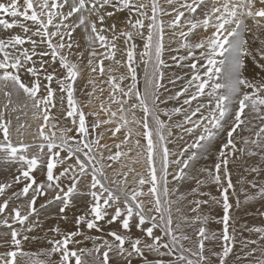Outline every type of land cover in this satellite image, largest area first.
Instances as JSON below:
<instances>
[{"label":"snow or ice","instance_id":"snow-or-ice-1","mask_svg":"<svg viewBox=\"0 0 264 264\" xmlns=\"http://www.w3.org/2000/svg\"><path fill=\"white\" fill-rule=\"evenodd\" d=\"M167 4L170 11L158 0H0V97L5 101L0 105V163L16 166L10 179L0 180V264H228L236 244L230 195L237 197L230 160L259 156L264 162V0ZM161 15L170 17L167 29L178 37L173 40L177 48L170 50L184 52L170 59L190 70L186 80L169 78L173 85L185 82L165 100L161 89L167 90L163 69L168 65ZM77 29L87 34L86 64L84 52L75 51L81 47L74 36ZM137 38L143 41L142 50ZM118 52L124 59H117ZM249 64L254 65L251 77ZM116 66L127 75H114ZM85 70L87 84L80 92L76 85ZM98 77L109 86L107 103L100 100L104 89ZM78 92L88 99H78ZM93 98L100 100L96 110ZM19 100L22 105L15 102ZM168 100L179 106L161 110L159 105ZM29 111L35 129L27 143L26 130L33 125L21 122L20 114L28 116ZM89 116L94 117L91 122ZM174 116L179 120L173 121ZM122 129L126 135L120 143H102L105 133L115 138ZM221 131L227 139L218 149L214 170H202L220 191L221 198L211 202L223 210L218 221L222 233L209 235V217L202 208L209 201L193 199L189 203L195 215H181L177 222L172 197L179 189L170 187L169 177L185 180V170ZM244 131L249 135L238 146L236 137ZM133 135L139 137L135 156L129 146ZM174 135L184 143L170 149ZM206 180L196 179L195 195H209L199 191ZM249 186L255 191L241 189L243 203L264 200V184L252 181ZM53 205L61 223L40 236V210ZM240 205L237 197L235 207ZM246 230L257 238L242 241V258L264 264V227ZM218 240L222 251L206 255L205 241ZM34 241L47 246L26 251L25 243Z\"/></svg>","mask_w":264,"mask_h":264},{"label":"rangeland","instance_id":"rangeland-1","mask_svg":"<svg viewBox=\"0 0 264 264\" xmlns=\"http://www.w3.org/2000/svg\"><path fill=\"white\" fill-rule=\"evenodd\" d=\"M158 3L160 4V6H161V8L163 10H167V11L171 10V6H169L167 4V0H158ZM166 18H167V15H161L160 16V19H162V20H164ZM73 19H75V17ZM86 35L87 34L85 32H83L82 29H77L76 32L74 33V36H75L76 40L77 41L79 40L78 41L79 44L81 43V41H80L81 38L83 39L85 37L84 40H82L84 43L82 42V44H80L81 47L79 49H75V51H83L84 52V56H85L84 57V62H85L84 64H86V62H87V60L85 58L87 57V54H88L87 43H86L87 42L86 41ZM170 41H171V39H170ZM140 42L141 41L138 40V43H140ZM117 43H118V46L120 48L124 47L122 41H118ZM138 43H137V45L139 46L138 50H142V48L140 47V45ZM83 45L86 48H83ZM173 49H175V48H173ZM166 51L168 52V55H166L167 54ZM85 53H86V55H85ZM183 54H184V52L182 50H180V52H176V51H171L170 48L168 50L165 49V53L163 54L164 55L163 58H165L164 60H165L166 64L168 65V67H165L163 69L164 72H165V79H164L163 83L165 84L167 90L161 89V93H162L161 100H165L171 94H174L176 91H178L180 89V87L184 84L185 80L187 79L185 74L189 73L190 70L188 68H184V70H183V68H180V71L182 72L181 73L179 71L178 67L175 66V62L172 59H170V57H172V56H179V55H183ZM166 56H168V57H166ZM69 59L75 61V60H77V57L76 56H70ZM117 59H124V57L121 55V53L118 52ZM185 63H187V62H185ZM108 64H109V62L105 61V65L108 66ZM81 66L83 67V64ZM116 68H117V70H116L115 73H113L114 75H116V76H119L120 74L127 75V72H126L125 68H122V69H125V70H123V73L121 72V69H120L121 67L116 66ZM174 71H177V72H174ZM255 71H258V70H255ZM138 73H139V81H140L139 87H141V89H142V87H143L142 66H141V68L138 69ZM176 73H177V75H176ZM253 74H254V65L249 64V71H248L247 75H249V77H251ZM175 75L176 76H185V80H177L175 85L169 83V78H172ZM87 79H88V72H87V70H85L84 73H83V78L79 79L78 83L76 85V87L80 90V92L85 90L84 86L87 84ZM100 79L101 78H99V77L97 78V83L99 84L100 87H102L104 89V92H103L102 95H100V93L98 91L97 95H100V100H104L107 103L108 102L107 100H108V89H109V86L107 84H100ZM127 83H130V80H126L125 84H127ZM106 86H107L108 89L106 88ZM87 90H91V86L90 85L87 86ZM78 99H80L81 101H84V100H86L88 98L86 96L81 95L78 92ZM100 100L98 101V99L93 98L92 103H93L94 107L92 108V110H96L98 108ZM4 102H5L4 99L2 97H0V105H2ZM15 102L18 103V104H21V105L23 103L22 100L15 101ZM193 103L195 104V102H193ZM174 106H179L178 102L175 101V100H168L167 103H161L159 105L161 110L167 109L169 111ZM115 107H116L115 105H112L113 109H115ZM84 111L85 112H89L90 109L89 108H85ZM53 112H55V110H53ZM136 114H137L138 118L142 117V115H143V113L140 112L139 110H137ZM15 115L16 114H13V117ZM20 115H21V122H25L26 121L27 123L33 125V128L29 129V130H26V134H25V142L30 143L27 140V138L30 135L29 133L35 129V122L32 120V116H31V112L30 111H29L28 116H24L23 114H20ZM103 118H104L103 115H101V119H103ZM93 119H94V117H92V116L88 117V121L89 122L92 121ZM161 119H163V120H165L167 122V117H164L163 115H161ZM177 120H179V117H175L174 116L173 117V121H177ZM255 122L257 124L259 123V121H255ZM13 124L14 125L16 124V121H15L14 118H13ZM134 130L135 131H140V129L133 127V131ZM173 131H174V133H177V134L179 133L178 132L179 130H177V129H173ZM105 135H106L105 136L106 138L103 140L104 142L102 141V143H107V144H109L111 146V145H114L113 143H115V142L116 143H120V140L124 139V136L126 135V131H125V129H122L121 133H118L116 135L117 138L116 137L115 138H109V137H111V133H105ZM248 135H249V133L247 131H244V132L240 133V136L236 137L238 146H239L240 138L241 137H246ZM14 138H15V134H14ZM137 138L139 139V137L133 135L130 138V140H129V146H133V151L130 153L131 156H135L134 154L136 152V149L134 147V143H135V140ZM112 139H114L113 142H112ZM226 139H227L226 131H221L214 138V140L211 142V144L209 145L207 150L201 151V153L198 155L197 159L191 162V165H190L189 169H186L185 171L188 173L189 176L190 175L193 176L192 183H191V180H188L187 178L185 180H183V181H180V182H174V181L171 180V177H169L170 185H172L170 187L174 186L175 188L179 189L177 192H174L173 197H172V199L176 202L174 204V209L176 207H179L180 208V214L183 215V211H184L183 210V201L184 200L187 201L186 202L187 205L185 203L184 206H188L189 209L192 207V205L189 202L192 201L193 199L208 200L209 201L208 205H202L203 211L205 209H207L208 210L207 211V216L209 215L208 216L209 217V221H208L207 225H205V227L213 225L214 226L213 229H215V221L217 220L216 217H215L216 213L217 212H223V210H222V206L220 204L212 203L211 202V198L212 197H217L219 199V198H221V195H220V191L218 190L217 186L214 183H211L210 181L206 180V173L203 172L202 170H204V169H212V170H214L213 169V165L217 161L218 149L224 142H226ZM117 140H118V142H117ZM170 140H171V142L168 144V147L170 149H175V148L181 146L184 143L183 141L177 142V140H178V136L177 135H174L173 137H171ZM185 140H188L190 142V139L187 136H185ZM142 143H143V141H142ZM125 148H126V150H125ZM112 150H113V152L116 151L115 148H113ZM121 150L127 151V147L126 146H122ZM206 151H208V152H206ZM105 155H107V153ZM261 165H264V163L261 161L259 156H255V157L243 156V157H240L239 159H237L235 162H232L230 160L229 169H230V171L232 173V182H233V185L235 187L237 197H239L240 201L242 199H245L244 192H242L241 189H244L248 193H252V192L255 191L254 189L250 188L249 182L254 181L257 185L264 184V167L260 168L261 171L258 172L257 174H255L254 172L250 171V169L252 167L261 166ZM15 167L16 166L4 165V164L0 163V169H3L2 171H0V178H1V175H2L4 178L7 177V178L10 179L11 178L10 173H13V171L15 172ZM114 167H117V166H114ZM135 167H137L139 169V165H136ZM108 174L110 176L114 175L113 170L109 169L108 170ZM197 178L198 179H202V180H206L205 184H203V185H201L199 187V191L203 192V193H208L209 195L197 196V195H195L193 193L192 189L197 187V184H196V179ZM254 178H257L258 181L256 182ZM185 184H189V185H185ZM185 186H186V188H185ZM231 191L232 190H230V193H231ZM237 197H233V196L230 195V203H232L234 205L233 209L231 210L232 216H234V214L239 215L243 211V207L244 206L250 205L251 203H253V205L255 206V205H258L260 203V201H264V200H260V199L252 200V201H249V203H247V204L242 203V205H240V207L237 209L235 207L236 198ZM181 198H183V199H181ZM38 204H39V201H38ZM40 211H42V210H40ZM54 213H56V212H54ZM175 217H176V221L178 222L177 212L175 214ZM44 220L47 221L48 223H52V224L61 223L58 220V217L56 216V214H53L52 216L44 217ZM230 224H231V221H230ZM221 227L223 228V225ZM48 228H49V226L46 227V229H48ZM229 231H230V229H229ZM213 242H214L215 246H221L223 244L222 240L213 241ZM156 258L157 257H154V256H150L149 257V259H156ZM165 259H167V257H165ZM216 260H217V258L213 259V261H216ZM227 260L229 262V260H230L229 257L227 258ZM133 264H136L135 260L133 261Z\"/></svg>","mask_w":264,"mask_h":264},{"label":"bare ground","instance_id":"bare-ground-1","mask_svg":"<svg viewBox=\"0 0 264 264\" xmlns=\"http://www.w3.org/2000/svg\"><path fill=\"white\" fill-rule=\"evenodd\" d=\"M146 2H148V0H146ZM170 19L169 16H167L166 19H164L163 21L165 22V35H164V44H165V49L168 50L169 48L173 49V48H177V44L175 42H173V40H178V37L177 38H173L171 36V32L170 30L167 29V21ZM84 37V36H83ZM81 38V37H80ZM85 38V37H84ZM84 38L82 39L81 38V43L82 44V40H84ZM171 39V41H170ZM138 38L136 40V43H138ZM79 41V40H78ZM170 41V42H169ZM84 43V42H83ZM87 43V42H86ZM85 43V44H86ZM140 45V47L142 48V44H143V41H141L140 43H138ZM83 48H86L84 47L83 45ZM84 50V49H83ZM183 51V50H182ZM165 53V52H164ZM166 55H168V52L166 51ZM118 54V53H117ZM86 55V53H85ZM85 57V56H84ZM164 57V55H163ZM168 57V56H166ZM88 58V54H87V57L85 58L87 60ZM165 59V58H163ZM85 63V62H84ZM186 68V67H185ZM121 69V72L123 73V70L125 69ZM179 71H180V68H178ZM182 70V69H181ZM184 70V68H183ZM178 71V70H177ZM177 71H174V72H177ZM178 71V72H179ZM173 72V73H174ZM181 72V71H180ZM182 73V72H181ZM180 73V74H181ZM179 74V75H180ZM177 75V73H176ZM175 75V76H176ZM107 88V86H106ZM108 89V88H107ZM99 101V100H98ZM108 101V100H107ZM105 102V101H104ZM106 103V102H105ZM91 122V121H90ZM105 127H108V126H105ZM136 130V129H135ZM134 130V131H135ZM124 131V130H123ZM136 132V131H135ZM179 132V131H178ZM106 136V135H105ZM123 137V136H122ZM117 138V137H116ZM31 135L28 136L27 140L29 142H31ZM135 139V138H134ZM138 139V138H137ZM114 141V139H112V142ZM116 141V140H115ZM121 141V140H120ZM104 142V141H103ZM118 142V140H117ZM116 143V142H115ZM113 143V144H115ZM112 144V143H111ZM133 147V146H132ZM124 150V149H123ZM126 150V148H125ZM208 152V151H206ZM106 154V153H105ZM205 154V153H204ZM133 155V154H132ZM135 155V154H134ZM264 163V162H263ZM255 167H259V168H263L264 165H261V166H255ZM5 169V168H4ZM3 169H0V171H2ZM14 172V171H13ZM7 173V172H6ZM11 174V173H10ZM190 174V173H189ZM257 174V173H255ZM4 177L1 175V179H3ZM187 179L188 180H191V183L193 181V176L192 175H187ZM255 181L257 182L258 179L257 178H254ZM185 185H189V184H185ZM172 186V185H170ZM186 188V186H185ZM192 195V194H191ZM194 197V196H193ZM244 199L241 200V205L243 203ZM187 201L184 200L183 201V215H186V216H194L195 214L192 213L190 211V209L188 208V206H184V204L186 203ZM187 205V203H186ZM207 209H205L203 211V214L204 215H207ZM56 212V209H55V206H50L49 209L47 210H42L41 211V215L39 216V227L36 229V233L39 234L40 236H43L44 233L47 231L46 227L47 226H56V224H52V223H48L47 221L44 220V217H48V216H52L53 214H56L54 213ZM175 214H176V211L174 209V218L176 219L175 217ZM71 215V213L69 214ZM181 216L180 212L177 213V219L179 221V217ZM209 216V215H208ZM222 216H223V212H217L215 217H216V221H215V229L213 225H210V226H207L206 229L208 231V234L211 235L212 233H216L217 235H220L222 233V223H218V221H220L222 219ZM235 216V232H236V244L235 246L233 247V251L232 253H230L229 255V262L228 264H248V261L243 259L242 257L244 256V250L242 249V241L244 239H256L257 238V234L255 233H252L250 234L246 229L247 228H251V227H264V201H260V203L258 205H253V203H251L250 205H247V206H244L243 207V211L239 214V215H236L234 214ZM221 225V226H220ZM61 226L63 227V224H61ZM189 234H191L192 230L191 229H185ZM233 231V228L230 227V233ZM187 243V242H186ZM262 243H264V241H262ZM205 244H206V252L205 254L208 255L211 251H216V252H221L222 251V247L221 246H215L213 247L214 245V242H209V241H205ZM47 245L46 244H38L36 243L35 241L32 242L31 244H28V243H25L24 247H25V250L26 251H32V252H37L40 250V248L42 247H46ZM87 247H91V243H88L86 245ZM251 247H256V245H252ZM150 257V256H149ZM237 257H241V259H237ZM216 257H212V259H215Z\"/></svg>","mask_w":264,"mask_h":264}]
</instances>
